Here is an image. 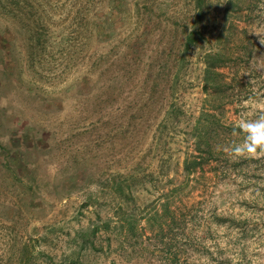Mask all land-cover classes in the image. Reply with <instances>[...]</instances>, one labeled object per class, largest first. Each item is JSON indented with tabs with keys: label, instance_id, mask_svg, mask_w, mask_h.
Segmentation results:
<instances>
[{
	"label": "rangeland",
	"instance_id": "374dc122",
	"mask_svg": "<svg viewBox=\"0 0 264 264\" xmlns=\"http://www.w3.org/2000/svg\"><path fill=\"white\" fill-rule=\"evenodd\" d=\"M75 1L0 0V264H264V0Z\"/></svg>",
	"mask_w": 264,
	"mask_h": 264
},
{
	"label": "trees",
	"instance_id": "16d2710c",
	"mask_svg": "<svg viewBox=\"0 0 264 264\" xmlns=\"http://www.w3.org/2000/svg\"><path fill=\"white\" fill-rule=\"evenodd\" d=\"M105 3V0H76L75 3L73 5H75L77 7V12L78 15L73 18V21L70 22V25L68 24L67 27H65V29H69L70 27H73L74 25H78V28L76 29V31L80 32V35H83L84 31L83 28H81L85 23L84 21L86 20L87 23V30L91 25H98L99 29H100V25L102 24L101 20L104 16V14H102L100 11H102V6ZM15 12H17L16 14H24L26 17H30L32 15H34L35 12H37L36 7L35 6H31L29 4L26 5H20L18 6V10H16ZM66 20L68 21L69 19L66 18ZM81 28V29H80ZM80 29V30H79ZM91 29L93 30V27H91ZM195 32H190L189 35L187 36V46H186V50L189 49L190 47V43L191 41L195 40ZM245 51H241L244 53H240L239 51H234V52H230L228 50H210L208 51L205 56H204V61H205V69H204V73H205V82L206 85H210L212 86V88L217 89V84H219L220 82H223V80H225V75L224 73H222L220 71V68L223 66H226L227 64H229L230 62H232L233 60L237 61L236 58L240 59V60H244L246 57H250L252 55V50L250 49V47L243 49ZM235 52L239 53V55H237L238 57H235L234 55ZM247 55V56H246ZM182 57H184V59L186 58L187 54L186 52L183 53V55H181ZM246 56V57H245ZM223 76V77H222ZM172 114V111H170L166 118H170Z\"/></svg>",
	"mask_w": 264,
	"mask_h": 264
},
{
	"label": "clouds",
	"instance_id": "9594fccd",
	"mask_svg": "<svg viewBox=\"0 0 264 264\" xmlns=\"http://www.w3.org/2000/svg\"><path fill=\"white\" fill-rule=\"evenodd\" d=\"M258 38L259 44L264 45V29H253L249 32ZM239 131L244 134L243 143L224 147L223 151L230 158L259 159L264 157V112L256 118L241 120L238 124ZM233 135L237 131L233 130Z\"/></svg>",
	"mask_w": 264,
	"mask_h": 264
}]
</instances>
